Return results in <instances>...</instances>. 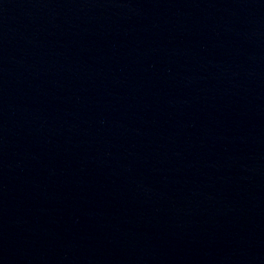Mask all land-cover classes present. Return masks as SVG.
<instances>
[{
  "label": "water",
  "instance_id": "1",
  "mask_svg": "<svg viewBox=\"0 0 264 264\" xmlns=\"http://www.w3.org/2000/svg\"><path fill=\"white\" fill-rule=\"evenodd\" d=\"M0 264H264V0H0Z\"/></svg>",
  "mask_w": 264,
  "mask_h": 264
}]
</instances>
